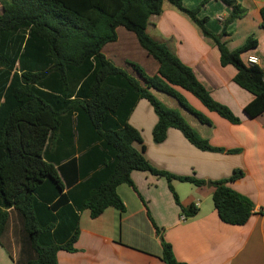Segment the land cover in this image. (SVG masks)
Segmentation results:
<instances>
[{
    "label": "trees",
    "instance_id": "trees-1",
    "mask_svg": "<svg viewBox=\"0 0 264 264\" xmlns=\"http://www.w3.org/2000/svg\"><path fill=\"white\" fill-rule=\"evenodd\" d=\"M209 0H202L203 6ZM166 2L185 14L219 52L220 65L232 66L233 82L253 99L243 112L255 118L264 112V71L247 64L241 56L256 48L248 39L240 48L228 51L222 38L227 27L241 16L234 0H222L230 8L219 35L198 18L199 8L188 10L182 0H5L0 13V239L6 234L10 215L16 221L23 264H58V251L73 252L78 237L79 214L91 219L106 209L118 213L125 207L116 193L120 185L134 188L130 174L148 172L166 180L175 205L186 219L195 216L194 205L184 208L175 194L173 180L203 186L204 180L173 176L152 168L142 152L140 133L127 120L139 100L150 104L157 122L152 141L161 143L169 128L175 129L200 151L223 152L211 147L183 120L162 105L150 90L174 99L198 122L210 121L194 110L182 93L190 94L208 112L231 124L238 119L215 102L168 48L146 34L151 16H158ZM264 31V7L260 9ZM134 34L140 48L158 68L147 76L131 65L143 85L115 67L102 55L104 45L116 41V28ZM2 101V102H1ZM63 115H74L78 142L86 131V145L79 144V156L65 163L51 161L49 141L57 133ZM233 153L234 151H227ZM234 171L212 183V203L218 219L230 226H242L250 218L253 203L228 186L241 178ZM18 223V224H17ZM16 228V229H17ZM156 229V228H155ZM157 231V229H156ZM159 259L176 261L171 246L161 239ZM20 261V259H19Z\"/></svg>",
    "mask_w": 264,
    "mask_h": 264
},
{
    "label": "crops",
    "instance_id": "crops-1",
    "mask_svg": "<svg viewBox=\"0 0 264 264\" xmlns=\"http://www.w3.org/2000/svg\"><path fill=\"white\" fill-rule=\"evenodd\" d=\"M3 1L5 0H0V13ZM234 1L240 6L242 13L227 27V36L222 40L228 51L240 48L248 39L255 40L256 48L242 55L241 60L244 61L247 55L254 56L258 59L257 66L264 71V31L260 28L259 14L264 7V0ZM182 2L186 9L193 10L200 6L202 0ZM229 14L230 8L222 0H209L200 6L197 16L206 18L207 29L219 35L222 22ZM146 34L154 41L164 44L188 67L211 98L227 107L238 119V123L231 124L215 113L208 112L195 98L183 92L188 104L211 123L202 124L191 115L196 120L192 121L191 128L200 138L207 140L211 147L220 148L223 152L200 151L172 128L167 130L165 139L156 144L151 135L157 122L156 115L148 102L139 100L127 123L140 133L144 146L142 155L149 165L173 176L194 175L205 181L200 187L189 183L184 185L176 180L171 182L181 206L186 208L194 205L197 209L195 216L189 219L181 216L173 198H170L171 193L163 177L134 171L130 174L134 188L127 186L125 189V186L120 185L116 189L125 212L120 214L113 208H108L98 218L91 219L89 212L83 211L79 214V233L73 245L74 251H58L57 263L164 264L158 258L162 239L171 246L176 261L184 264H264V112L255 118H248L244 114V107L253 97L234 84L235 69L230 65H220L215 45L202 36L185 14L164 2L161 13L149 18ZM121 41L125 42L124 47ZM133 47L135 50L140 48L134 34L118 27L116 41L104 45L101 53L107 61L121 69L124 63L130 66L127 63L131 56L122 59L118 51L120 48L132 51ZM144 54L149 60V56L145 52ZM157 68V64L149 60L146 75H154ZM125 70L123 71L128 76L143 85L132 69L129 68L127 72ZM150 92L158 101L167 102L166 98H169L155 90ZM170 104L175 103L171 101ZM87 140L85 131L78 142L74 115H63L57 133L49 141L51 161L61 160V163H65L69 157L77 158L80 155L79 144L86 145ZM234 171H241L243 176L228 186L253 203L252 214L242 226L222 223L211 198L212 183L229 178ZM137 214H143L151 240L157 244L155 250H145L122 240V226ZM12 217L10 215L11 220ZM15 223L14 226L9 223V230L0 239V264H23L25 259V256H20V238L17 235L19 229L15 227ZM132 228L130 227L135 234L143 233L137 226Z\"/></svg>",
    "mask_w": 264,
    "mask_h": 264
},
{
    "label": "rangeland",
    "instance_id": "rangeland-1",
    "mask_svg": "<svg viewBox=\"0 0 264 264\" xmlns=\"http://www.w3.org/2000/svg\"><path fill=\"white\" fill-rule=\"evenodd\" d=\"M122 31H124L123 28H122ZM121 43L124 44V45L121 44L124 47L125 46V42L121 41ZM118 52H119V56H120V53H121L122 59L125 58V56L130 55L131 59H128V63L127 64L138 66L145 74H146V71L148 72L149 60L156 64V62L150 57L148 58L149 60H147L145 58L144 52L140 48H138V50H135L134 47H133V50L132 51H128V52L125 51L124 49L120 48V50ZM126 53H129V54H126ZM118 62L121 63L122 61L118 60ZM124 65L126 67H128V69L129 68L132 69L131 66H129V65L127 66L125 63H124ZM124 65H121L122 66L121 69H123V70L126 69L128 71V69ZM134 74H136V73L134 72ZM166 99H168V100H166L167 102L161 101V100H159V101L165 107H168V108H170L172 110L177 111L180 114V116L183 118V120L189 126L193 124L192 121H196L190 114L186 113L172 98L169 97V98H166ZM171 101L173 103H175V104L171 105L170 104ZM184 185H185V183H184ZM124 186H125V189H127L126 188L127 185H121V187H124ZM170 198L172 199L171 195H170ZM172 201H173V199H172ZM148 218H149V215H148ZM15 222L16 221H15L14 217H12V220L9 223H12L13 226H14ZM16 226L17 225L15 224V227ZM135 226H137V228L140 229L143 233L142 234H140V233L135 234L133 232V230L130 229V227L132 228V227H135ZM9 227L10 226L8 224L7 231L9 230ZM116 230L119 233V229L117 228ZM120 231H121L122 240L126 241L128 244H130V245L134 244L135 246H139L140 248L145 249V250H155L156 249V245L157 244L153 240H151V237H150L151 235H150V232H149V228H148V225L145 222L143 214H137L136 216H133L132 220H130V222H128L127 224L123 225Z\"/></svg>",
    "mask_w": 264,
    "mask_h": 264
},
{
    "label": "built area",
    "instance_id": "built-area-1",
    "mask_svg": "<svg viewBox=\"0 0 264 264\" xmlns=\"http://www.w3.org/2000/svg\"><path fill=\"white\" fill-rule=\"evenodd\" d=\"M246 62H247V64H250V65H257L258 59L254 56H248L246 59ZM263 80H264V77H263Z\"/></svg>",
    "mask_w": 264,
    "mask_h": 264
},
{
    "label": "water",
    "instance_id": "water-1",
    "mask_svg": "<svg viewBox=\"0 0 264 264\" xmlns=\"http://www.w3.org/2000/svg\"><path fill=\"white\" fill-rule=\"evenodd\" d=\"M208 186H210V183L208 184Z\"/></svg>",
    "mask_w": 264,
    "mask_h": 264
}]
</instances>
